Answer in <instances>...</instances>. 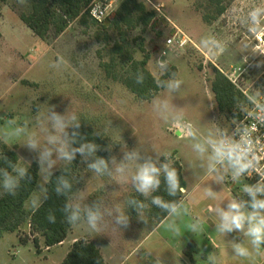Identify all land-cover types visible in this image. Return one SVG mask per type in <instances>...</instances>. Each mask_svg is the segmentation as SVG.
<instances>
[{
  "label": "rangeland",
  "instance_id": "rangeland-1",
  "mask_svg": "<svg viewBox=\"0 0 264 264\" xmlns=\"http://www.w3.org/2000/svg\"><path fill=\"white\" fill-rule=\"evenodd\" d=\"M108 1L114 3L112 15L124 0ZM139 1L155 13L156 19L148 27L140 25L128 31L126 43H121L124 53L132 54L139 61L149 56L148 70L158 80L162 76L153 58L166 59L170 66L177 68V78L183 81L180 92L169 95L163 90L157 96L169 99L184 110L181 119L194 126L197 139L180 135L178 122H163L151 110V100H139L123 84L108 78L101 64L111 63L113 57L118 59L120 75L127 68L126 56L122 58L114 53V46L120 40L118 32L106 30L101 23L96 25L89 18L87 25L75 21L61 36L52 33L47 40H40L20 20V16L30 10L29 0L25 5L8 0L4 14L0 3V153H4L5 145L7 149L15 150L18 157L31 159L27 149L19 146L22 138L5 142L4 132L26 123L33 128L36 108L46 110V102L57 105L59 112L70 106L80 117L81 128L92 133L95 129L103 132L105 137H95L96 143L102 147L113 143L112 154L118 160L122 157L123 144L128 149L140 145L146 154L158 151L169 155L175 167L181 166L188 189L184 200L187 214L182 210L180 217H168L157 226L155 219L149 216L152 205L148 200L145 202L149 208L144 217L149 222L147 225L128 209L131 218L128 229L119 231L109 227L104 233H95L82 222L73 226L64 248L51 249L46 248L41 237H38L37 247L30 225L25 224L19 231L7 233L0 239V264H60L71 250L72 242L81 239L95 241L108 264H155L157 257L162 264H209L202 254H186L192 243L203 253H213L216 264H264V246L251 258L235 257L230 246L235 232L220 236L214 231L218 217L206 209L209 205L226 208L231 197L227 187L216 184L208 173L206 156L202 159L192 149L210 128L231 131L253 106L249 103L232 113H220L212 92L215 68L225 74L246 98L254 94L255 101L264 98V65L255 66L264 60V34L249 33L248 24L244 22L253 7L264 6V0H225L226 13L213 23L204 20V15L210 12L205 0ZM177 32L185 36L188 44L184 49L168 50L166 42ZM208 39L219 41L225 51L217 50L215 55L210 53L203 46V41ZM242 43L249 44L246 52L241 50ZM161 52L168 55L160 57ZM244 56L248 57L247 63ZM58 57H63L66 62L63 68L50 67ZM97 155L107 157L108 153L101 151ZM18 165L26 167L20 158ZM70 166L76 192L84 203L91 205L94 200L102 201L104 211L122 204L129 196L139 197L130 185L118 186L107 177H95L87 172L86 165L80 164L79 155ZM32 167L37 168L35 163ZM240 181L244 182L241 178ZM227 182L228 185L235 183H230V178ZM40 183L39 178L26 205L28 210L39 207L44 201L45 193L38 187ZM209 186L218 193L215 200L204 193ZM237 197L246 200L247 196L241 191ZM34 200L38 202L36 207H33ZM197 218L203 230L192 233L187 225ZM173 219L179 226V233L167 227ZM215 243L219 245L218 249Z\"/></svg>",
  "mask_w": 264,
  "mask_h": 264
},
{
  "label": "clouds",
  "instance_id": "clouds-1",
  "mask_svg": "<svg viewBox=\"0 0 264 264\" xmlns=\"http://www.w3.org/2000/svg\"><path fill=\"white\" fill-rule=\"evenodd\" d=\"M21 5L28 3V0H17ZM248 24L247 31L253 35L264 34V6H255L248 13L244 21ZM203 46L210 53L215 55L219 50L225 51L216 39L203 41ZM248 43H242L241 50L246 52ZM167 52H161L160 57L167 56ZM245 63L248 57H243ZM155 67L161 76H168V79L156 81L158 88H163L171 95L179 93L183 81L177 78V74L170 70L169 62L166 59L153 58ZM63 57H58L50 67L62 69L65 65ZM264 65V60L256 64V67ZM135 82L142 84L144 76L138 73ZM259 91V89L257 90ZM255 112L246 113V120L250 119L254 123L241 124L231 131L215 127L210 128L208 134L202 141H197L192 145V149L203 159L207 158V171L212 175L216 184L225 182V178L230 172V178L237 182L241 177L250 175L253 172L259 176L255 183H245L242 192L249 198L228 201L227 207L209 205L206 209L209 213H215L218 222L214 225V231L220 236L230 233H242L247 238L246 242H236L235 237L230 242L232 254L239 258H251L253 253H259L264 246V171H260V154L257 145L260 137L255 136L260 127H264V103L257 104L256 96H249ZM46 110L42 107L36 108L35 126L30 128L26 123L17 126L3 134V140L22 138L20 147L27 149L31 159L19 157L25 166H19L9 159L4 153H0V196L17 194L21 187V181L31 182L30 168L33 163L37 166L36 175L40 178L39 188L47 193L48 184L54 185L57 196L65 197V203L61 209L64 221L69 225L85 223L89 230L95 233H104L109 227H114L119 231L130 227L131 218L128 209H133L139 221L147 225L145 219L146 210L150 200L151 205L166 212L168 217H180L187 214L183 200H166L162 195H153L160 190L163 184L168 196L177 197L187 193V187L181 184V174L173 165L169 155H163L158 151L154 154H146L140 145L128 149L125 144L121 146L122 157L118 160L112 154L113 143L101 146L95 140H89L87 133L81 132V119L78 114L69 106L63 112L57 111V105H49ZM151 110L163 122H178L177 131L180 135L196 140V129L191 123H185L181 117L183 109L177 108L169 99H161L153 96L150 102ZM93 137H105L103 132L96 130ZM107 152L108 156L97 155L98 152ZM80 157V164L86 165V171L94 174L95 177H107L119 185H130L135 193L143 199L129 196L122 204H117L114 208L102 211V201L94 200L91 205L82 202L83 198L78 192H74V185L70 176L69 166ZM163 157V161L161 160ZM59 172V175L56 173ZM204 193L207 197L215 200L218 193L212 187H206ZM45 195L43 200H47ZM33 207L38 205L34 200ZM42 203V201H41ZM50 222H55L54 215H49ZM168 229L179 233L180 229L176 220H171L167 225ZM192 233L201 232L202 225L197 218L195 222L187 225ZM85 240L84 244L87 245ZM250 245V247L248 246ZM209 264H216L214 254L207 256ZM99 264V261H97ZM155 264H162L159 257L155 259Z\"/></svg>",
  "mask_w": 264,
  "mask_h": 264
},
{
  "label": "trees",
  "instance_id": "trees-1",
  "mask_svg": "<svg viewBox=\"0 0 264 264\" xmlns=\"http://www.w3.org/2000/svg\"><path fill=\"white\" fill-rule=\"evenodd\" d=\"M8 0H0V3H6ZM96 0H29L30 10L23 13L20 18L22 22L41 40H47L53 33L56 37L64 34L71 24L75 21H80L82 24H88L90 18L94 24L100 25L99 22L91 18L89 14L90 6ZM209 6V13L204 15V20L207 23H213L218 18L226 13L227 7L225 0H205ZM156 19L154 12L148 10L145 3L139 0H124L118 9L106 22L101 25L104 29L114 30L120 36L119 42L114 46V53L124 58L126 56V70L120 75L117 72L118 59L113 57L111 63H102L101 67L106 72L108 78L123 84L132 94L139 100L150 101L153 96H157L163 88H158L156 79L148 70L150 57L146 56L139 61L132 54L124 53V46L121 43H126L127 33L129 30L136 29L138 26H150ZM170 70L176 74V67L170 66ZM140 73L144 76V82L138 84L135 82V76ZM168 76H162L160 79H168ZM159 79V80H160ZM212 92L220 113H232L240 106L249 104L248 99L242 91L220 70L214 69V77L212 80ZM82 133L88 134L89 140L97 141V138L92 136V131L81 128ZM4 154L13 162L19 164V157L15 150H9L4 145ZM0 166H3L0 164ZM181 174V184L186 187V181L183 175L181 166L176 167ZM70 176L74 185V192L77 190V185L73 176L72 167L69 166ZM30 174L33 180L29 182L21 181V187L18 189L15 196L3 195L0 196V239L6 233H15L19 231L23 225L29 224L31 235L35 236L34 243L38 247L39 239L43 238L46 248H52L64 243L71 232L74 225H69L64 221L61 209L65 203V197L57 196L54 191V185L48 184L47 193L48 199L43 201L41 205L33 210H28L26 205L34 194L39 182V177L36 175L37 168L32 167ZM59 175V172L56 173ZM153 195H162L166 200H181L183 196L171 197L164 190L163 184L160 190ZM136 197V196H135ZM143 199V197H136ZM249 199V198H247ZM246 199V200H247ZM133 215H137L133 209H130ZM54 215L55 222H50L49 215ZM149 216L154 218L156 225L161 224L167 217L166 212L152 205L149 210ZM85 239L76 241L67 257L61 264H106L100 248L92 241L87 240V245L84 244ZM26 244L27 242L24 241ZM190 250L186 252L188 256L192 253H200V249L196 244L192 243L189 246ZM191 249H193L191 251Z\"/></svg>",
  "mask_w": 264,
  "mask_h": 264
},
{
  "label": "built area",
  "instance_id": "built-area-1",
  "mask_svg": "<svg viewBox=\"0 0 264 264\" xmlns=\"http://www.w3.org/2000/svg\"><path fill=\"white\" fill-rule=\"evenodd\" d=\"M113 11H114V3L113 1H108V0H96L89 8V14L91 18L99 23L105 21ZM187 44H188V40L185 38V36L180 32H177L174 36L170 37L167 40L165 46L168 50L172 48L184 49L187 46ZM255 102L257 104L264 103V98ZM248 112H255L254 106H252L251 109H249L246 113ZM245 114H243L242 118L236 122L233 129L239 126L241 122H246L248 124L254 123V121L250 119L246 120ZM254 135L260 137V143L257 145V151L260 154V159H261L259 170L264 171V127H260L259 130L256 133H254ZM241 179L244 180L243 184L255 183L259 179V176L256 174V172H253L250 175L241 177ZM230 183H233L231 179H230Z\"/></svg>",
  "mask_w": 264,
  "mask_h": 264
},
{
  "label": "crops",
  "instance_id": "crops-1",
  "mask_svg": "<svg viewBox=\"0 0 264 264\" xmlns=\"http://www.w3.org/2000/svg\"><path fill=\"white\" fill-rule=\"evenodd\" d=\"M5 4L6 3H2L1 5L3 6V8H2V13L4 14V11L5 10H7V8H6V6H5ZM20 20H21V18H20ZM21 22H22V20H21ZM23 23V22H22ZM24 24V23H23ZM25 25V24H24ZM26 26V25H25ZM27 27V26H26ZM28 28V27H27ZM29 29V28H28ZM30 30V29H29ZM41 40V39H40ZM184 175V174H183ZM228 175H230V172L228 173ZM226 176V178H225V182L224 183H222L221 185L223 186V187H227V191H228V193H229V197H231V199L232 198H236V199H240V198H238L237 196H238V194H239V192L241 193V191H242V187H243V182L242 181H237V182H235L234 184H230V185H228V182H227V178H230V176ZM185 179V178H184ZM231 179V178H230ZM186 181V180H185ZM186 187H187V183H186ZM188 195V192L187 193H185L184 194V196H183V198H182V200H183V202H184V200H185V198H186V196ZM237 195V196H236ZM248 197H246V199H247ZM168 218V217H167ZM166 218V219H167ZM165 219V220H166ZM164 220V221H165ZM163 221V222H164ZM160 225V224H159ZM159 225H157V226H159ZM73 229V228H72ZM70 234V233H69ZM5 235H7V233L5 234ZM5 235H4V237H5ZM204 236H207V234H205V232H204ZM68 237H69V235H68ZM68 237H67V239H68ZM235 237V240H236V242L237 243H239V242H241V241H246L247 240V238L246 237H244L243 236V234L242 233H234L233 234V238ZM67 239H66V241L64 242V243H62L61 245H58V246H55V248H64L65 247V245H66V243H67ZM85 240H89V239H85ZM76 241H78V240H74V242H72V246H73V244L76 242ZM90 241H92V242H94L98 247H99V245L95 242V241H93V240H90ZM218 246L219 245H217L216 243H215V247L218 249ZM53 248V247H52ZM54 248V249H55ZM100 248V247H99ZM49 249H51V248H49ZM200 249V248H199ZM101 250V249H100ZM71 251V250H70ZM70 251H68V253H66V256L64 257V259L67 257V255L69 254V252ZM101 252H102V255H103V257H104V259H105V262H106V264H108L107 263V259H106V257H105V255H104V253H103V251L101 250ZM201 255L202 254V256H208L209 254H207V253H203L202 251H201V249H200V253H198V255ZM64 259H62V261L60 262V264L64 261ZM262 264V263H261Z\"/></svg>",
  "mask_w": 264,
  "mask_h": 264
}]
</instances>
